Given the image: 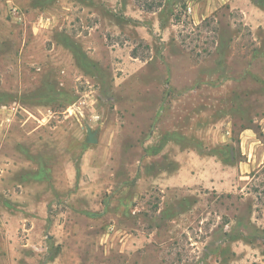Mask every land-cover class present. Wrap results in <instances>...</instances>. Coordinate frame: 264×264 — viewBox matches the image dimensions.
<instances>
[{
  "label": "rangeland",
  "instance_id": "374dc122",
  "mask_svg": "<svg viewBox=\"0 0 264 264\" xmlns=\"http://www.w3.org/2000/svg\"><path fill=\"white\" fill-rule=\"evenodd\" d=\"M153 1L0 0V264H264V0Z\"/></svg>",
  "mask_w": 264,
  "mask_h": 264
},
{
  "label": "trees",
  "instance_id": "16d2710c",
  "mask_svg": "<svg viewBox=\"0 0 264 264\" xmlns=\"http://www.w3.org/2000/svg\"><path fill=\"white\" fill-rule=\"evenodd\" d=\"M161 0H158L156 2H149V3H142V6L145 10L147 11H152L154 10L155 8H158L159 6H161ZM133 54L135 55L134 51H133Z\"/></svg>",
  "mask_w": 264,
  "mask_h": 264
},
{
  "label": "water",
  "instance_id": "95a60500",
  "mask_svg": "<svg viewBox=\"0 0 264 264\" xmlns=\"http://www.w3.org/2000/svg\"><path fill=\"white\" fill-rule=\"evenodd\" d=\"M86 132H87V141L95 142L96 139L93 138V132L91 131V128L89 126L86 127Z\"/></svg>",
  "mask_w": 264,
  "mask_h": 264
}]
</instances>
